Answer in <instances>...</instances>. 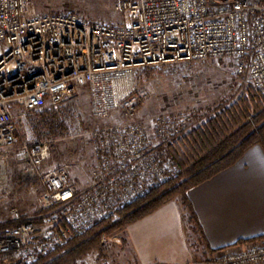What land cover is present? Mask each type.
I'll return each mask as SVG.
<instances>
[{
  "label": "built area",
  "instance_id": "2783aa9c",
  "mask_svg": "<svg viewBox=\"0 0 264 264\" xmlns=\"http://www.w3.org/2000/svg\"><path fill=\"white\" fill-rule=\"evenodd\" d=\"M121 24L78 13H29V0H0V188L10 192L11 146L19 141L15 107L36 114L50 99L60 104L77 85H88L95 116L127 105L137 69L221 57L237 59L236 75L264 95V3L258 0H117ZM187 126L178 115L157 123L171 141ZM99 163L93 185L77 192L65 168L50 166L51 142L34 138L24 178L42 186L43 224L25 223L0 235V254L37 261L146 194L167 174L161 153L137 121L94 133ZM138 187V194L128 189ZM20 218L18 210L13 211ZM208 264H264V237L217 251Z\"/></svg>",
  "mask_w": 264,
  "mask_h": 264
},
{
  "label": "rangeland",
  "instance_id": "374dc122",
  "mask_svg": "<svg viewBox=\"0 0 264 264\" xmlns=\"http://www.w3.org/2000/svg\"><path fill=\"white\" fill-rule=\"evenodd\" d=\"M116 3L117 0H29V13L71 12L91 21L121 24L127 21L128 15L117 10ZM236 65V58L225 56L137 69L136 90L132 95L136 106V116L133 119L126 114L127 105L114 110L108 117L95 116L88 85H77L75 92L60 104H54L49 99L39 111L58 112L60 119L64 121L66 132L53 139L40 137L36 133L33 122L37 115L28 114L23 108L15 107L14 113L21 132L19 141L9 147L11 190L5 192L0 188V223L16 218L13 213L15 209L19 211L20 217L42 218L43 208L39 203L42 193L40 181L37 178L23 177L28 159L25 146H29L36 137L51 142L50 166L67 169L73 186L77 192H82L93 185L94 170L99 163L97 138L95 139L94 133L134 120L142 128L145 138L151 140L154 148L163 157L160 160L165 166L167 177L154 188L170 180L179 168L167 151L166 141L156 136L157 123L166 115H178L186 121L187 126L182 130L185 132L205 121L206 116L212 114L216 107L229 105L254 91L244 79L236 75ZM89 179H92L90 186L87 184ZM138 190V187H131L128 192L138 194ZM150 192L137 195V198L119 208L118 212ZM180 200L182 199L177 198L173 201ZM125 229L103 235L99 249L76 264H137L125 242ZM209 260V257H201L192 264H208Z\"/></svg>",
  "mask_w": 264,
  "mask_h": 264
},
{
  "label": "trees",
  "instance_id": "16d2710c",
  "mask_svg": "<svg viewBox=\"0 0 264 264\" xmlns=\"http://www.w3.org/2000/svg\"><path fill=\"white\" fill-rule=\"evenodd\" d=\"M258 1L264 3V0ZM35 115L33 123L40 137L53 139L66 132L58 112H39ZM206 117L202 123L166 142L167 151L179 168L170 180L122 208L115 219L98 221L86 232L73 236L35 262L26 263L0 254V264H76L99 249L103 235L121 231L177 198L187 204L189 189L234 164L254 145L264 147L263 94L251 91L229 105L216 107ZM47 212L42 209V218L39 219L20 217L0 223V235L25 223L43 224V215Z\"/></svg>",
  "mask_w": 264,
  "mask_h": 264
},
{
  "label": "crops",
  "instance_id": "0c3cea01",
  "mask_svg": "<svg viewBox=\"0 0 264 264\" xmlns=\"http://www.w3.org/2000/svg\"><path fill=\"white\" fill-rule=\"evenodd\" d=\"M187 194V204L171 201L125 229L137 264H192L264 237V147L254 145Z\"/></svg>",
  "mask_w": 264,
  "mask_h": 264
}]
</instances>
